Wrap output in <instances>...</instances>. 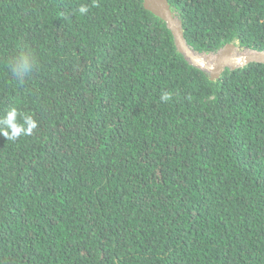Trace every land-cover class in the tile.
<instances>
[{"label":"trees","instance_id":"16d2710c","mask_svg":"<svg viewBox=\"0 0 264 264\" xmlns=\"http://www.w3.org/2000/svg\"><path fill=\"white\" fill-rule=\"evenodd\" d=\"M167 1L195 52L264 53V0ZM13 105L38 127L0 137V264H264V65L210 79L142 0H0Z\"/></svg>","mask_w":264,"mask_h":264},{"label":"water","instance_id":"95a60500","mask_svg":"<svg viewBox=\"0 0 264 264\" xmlns=\"http://www.w3.org/2000/svg\"><path fill=\"white\" fill-rule=\"evenodd\" d=\"M142 5L145 10L165 23L174 38L176 49L188 63L203 71L210 79L218 78L225 69L234 71L249 64L264 65L263 52L243 50L234 43L226 44L213 55V58L210 57V54H199L188 45L182 22L173 12L167 0H142Z\"/></svg>","mask_w":264,"mask_h":264},{"label":"clouds","instance_id":"9594fccd","mask_svg":"<svg viewBox=\"0 0 264 264\" xmlns=\"http://www.w3.org/2000/svg\"><path fill=\"white\" fill-rule=\"evenodd\" d=\"M81 15L89 12L86 5H81L78 8ZM36 66L35 58L30 52H20L10 62L9 68L12 75L17 81H24L29 77ZM170 94L165 92L161 95V100L167 102L170 99ZM38 127L34 117L22 112L17 106L13 105L0 113V137L6 140L16 141L17 139L31 135L33 130Z\"/></svg>","mask_w":264,"mask_h":264},{"label":"built area","instance_id":"2783aa9c","mask_svg":"<svg viewBox=\"0 0 264 264\" xmlns=\"http://www.w3.org/2000/svg\"><path fill=\"white\" fill-rule=\"evenodd\" d=\"M215 54H216V52H215V53H212V54H210V56H211V57H213V55H215ZM204 55H207V54H204Z\"/></svg>","mask_w":264,"mask_h":264},{"label":"bare ground","instance_id":"6f19581e","mask_svg":"<svg viewBox=\"0 0 264 264\" xmlns=\"http://www.w3.org/2000/svg\"><path fill=\"white\" fill-rule=\"evenodd\" d=\"M211 57V56H210ZM211 58H213V57H211Z\"/></svg>","mask_w":264,"mask_h":264}]
</instances>
